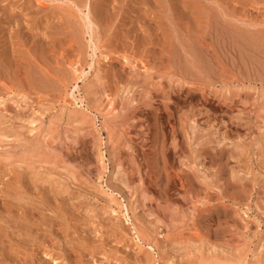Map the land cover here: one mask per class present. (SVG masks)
<instances>
[{
  "label": "rangeland",
  "instance_id": "374dc122",
  "mask_svg": "<svg viewBox=\"0 0 264 264\" xmlns=\"http://www.w3.org/2000/svg\"><path fill=\"white\" fill-rule=\"evenodd\" d=\"M0 264H264V0H0Z\"/></svg>",
  "mask_w": 264,
  "mask_h": 264
},
{
  "label": "bare ground",
  "instance_id": "6f19581e",
  "mask_svg": "<svg viewBox=\"0 0 264 264\" xmlns=\"http://www.w3.org/2000/svg\"><path fill=\"white\" fill-rule=\"evenodd\" d=\"M96 11V10H95ZM97 12H99L98 10H97ZM177 50V49H176ZM177 52V51H176ZM37 122H33V123H31L32 124V126L33 125H36L37 126V124H36Z\"/></svg>",
  "mask_w": 264,
  "mask_h": 264
}]
</instances>
